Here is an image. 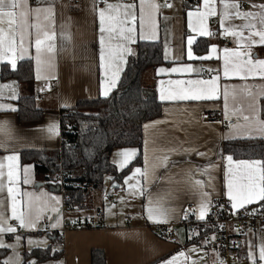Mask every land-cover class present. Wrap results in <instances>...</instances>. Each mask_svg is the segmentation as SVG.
Here are the masks:
<instances>
[{
	"label": "crops",
	"instance_id": "crops-1",
	"mask_svg": "<svg viewBox=\"0 0 264 264\" xmlns=\"http://www.w3.org/2000/svg\"><path fill=\"white\" fill-rule=\"evenodd\" d=\"M168 1L169 3L165 4L163 0H153V3L159 6L155 12L156 39H140V26L139 20H137L135 42L127 45L131 48V54L125 55L120 78L125 70L129 55L136 53L138 41H161L164 62L143 72L144 86L156 91L159 98L162 89L167 91L176 87L170 81L210 80L214 76H219L220 87L216 98L201 101H163L161 115L144 123V125H152L154 121H161L148 129L143 126V164L140 168L145 165V141L148 142L147 152L150 160L154 155H162L163 152L160 150L168 152L170 149H175V151L169 152L166 166L157 169L151 182H146L141 178L143 195H140L139 191L134 193L125 183V178L131 176L134 168L119 182L114 180L112 175H107L103 188L92 192L85 207H72L65 204L62 190H55L49 180L37 173L34 162L23 161V152L60 150L63 144L61 127L63 110L75 106L81 100L105 97L102 95V91L107 84L108 77L100 66L98 15L93 10L94 0H28L30 8L47 7L49 4L54 6V23H45L49 24L50 30L56 33L54 41L56 51L52 54L51 66L40 68L39 79L37 78L34 47L29 49V54L24 59L17 60L16 67L23 60L32 61L34 82L31 84H22L15 77L3 79L1 76L2 66L6 64L11 67V65L7 61L0 62V85H9L8 88L0 89V103L11 104L19 110V98L23 95H33L37 106L43 110V115L36 122L23 123L18 110L15 112L0 111V121L8 120L11 127L21 137L20 143L17 145L20 157V175L18 183L15 185L19 193L18 199L22 198L27 201L28 197L23 194L32 193L35 204L39 207L41 201L47 200L48 197H58L59 203L55 204V207L60 211L59 214L55 211L45 212L44 218L36 228L18 227L16 233L0 234V239L6 244L16 245L15 253L19 255L20 264L25 259V251L47 247L53 240L52 233L56 232H61L63 243L61 247L56 246L53 250L62 249L64 251L62 257L40 263L33 258L29 262H35V264H92V250L100 249L105 251L107 264H161L163 260H167L179 251L185 252L186 264H252L248 258L249 242L258 255L259 246L264 243V230L250 231L243 239L240 248V252L244 251L245 255H240L232 261H227L218 250L206 248L201 242H191L188 239L186 227L182 224V212L189 204H192L195 209L198 196L188 191L183 183H178L184 181L189 174L195 180H203L205 182L204 190L211 192V205L218 197H228L226 173L229 161L227 157L231 154L223 150V143L234 139L264 138V135L255 131L249 134L247 129L241 128L237 132L232 128L237 124L244 125L243 116L245 115L249 117L256 115L264 120L262 114L264 78L249 76L247 80H244L240 76L231 74L228 78L223 76L224 49L239 48L241 51H245L242 44L247 43V41L238 42L237 37L226 35L224 29L231 25H241L244 21L234 18L221 25L223 8L220 0H216L217 15L208 17L205 22L209 35L201 36L198 31H193L189 27L188 12H194L198 7L202 9L203 0L198 7L189 5L184 0ZM108 2H135L139 7V0H108ZM237 2L241 11H258V9H253L252 5L264 4V0H237ZM96 7L104 8L105 4L99 3ZM138 7L137 15L139 16ZM61 33L70 39H65ZM212 35L216 37L211 38ZM244 35H248V30H244ZM189 36L195 37L191 45L193 57L211 55L212 58L190 59L187 55ZM116 42L119 41H114V43ZM212 45L217 46V51L214 54L211 49ZM250 51L254 61L264 60V45L255 44ZM185 65H190L192 70L188 72L170 71L172 68H180ZM160 69H165V71L161 72ZM207 74L209 76H206ZM225 85L228 86L227 99L224 94ZM13 89L18 99L9 98L13 94ZM245 89L250 90L252 95H248ZM65 104L70 107H64ZM225 121H234V124L225 126ZM51 123L58 124L59 135L48 138L46 131H42V129H46ZM121 149L125 148L113 150L111 155L113 163L114 160L119 159L116 153ZM138 153L137 149L135 158ZM197 153H205V155L201 156ZM8 154L0 149V158ZM233 160L237 159L233 157ZM244 160H264V156L261 159ZM210 164L214 167H208ZM25 166H32L30 170L31 183L29 184L23 182ZM115 166L119 171L122 170L117 164ZM117 183L119 186L114 187ZM7 187L5 177L4 189L0 191V209L6 210L7 215L10 216L11 199L8 196ZM150 192L161 196L168 192L175 193L174 198L168 202V206L175 208L176 211L167 223L152 222L148 219L147 207ZM261 204L264 205V202L256 200L245 204L243 208ZM194 209L191 213L197 219ZM100 217H102L101 222L99 221ZM92 219L98 221L94 228L67 229L65 227L66 224L78 220ZM57 220L59 224L53 228L51 225ZM13 221L15 220L10 219L9 223L12 224ZM159 224L176 225L180 230V243L173 244L157 234L155 226ZM17 235L21 237L19 242L16 241ZM30 239L33 241L31 245L29 244ZM41 241H46V243H39ZM8 249L9 252L4 261L8 257L14 256L13 249Z\"/></svg>",
	"mask_w": 264,
	"mask_h": 264
},
{
	"label": "snow or ice",
	"instance_id": "snow-or-ice-1",
	"mask_svg": "<svg viewBox=\"0 0 264 264\" xmlns=\"http://www.w3.org/2000/svg\"><path fill=\"white\" fill-rule=\"evenodd\" d=\"M222 4L221 25L225 21L231 19H241L244 21L241 25H231L224 29L226 35H232L238 38V42L247 41L242 44L246 50L241 51L239 48L224 49L223 56V76L228 78L231 75L240 76L241 79L247 80L249 76H260L264 78V60H253L251 56V47L255 44L264 45V4L252 5L253 9L258 11H241L237 0H220ZM104 3V8L96 7L97 4ZM169 7L171 5H168ZM137 4L133 3H109L108 0H94L93 10L98 15L99 20V45H100V66L104 69L105 75L108 77L107 84L103 88L102 95L108 97L112 89H115L120 79L122 65L125 62V55L131 54V48L127 45L135 42V33L137 31L136 24L139 20L140 39L154 40L157 38V23L155 12L158 5L153 0H139V16L137 15ZM217 15L216 0H203V8H197L196 11H189V27L193 31H198L201 36L209 35V31L205 25L208 17ZM55 9L52 4L47 7L30 8L28 0H0V62L7 61L13 69L16 68L18 59H24L29 54L31 47L35 48V61L37 64V78L39 79V70L41 67L48 68L52 63V54L56 51L54 43L56 33L50 30L49 24L54 23ZM31 20V22H30ZM45 22H49L46 24ZM244 30H248V35H244ZM34 33V37H33ZM65 36L64 33H61ZM258 38V39H256ZM65 39L70 37L65 36ZM195 37L189 36L187 43L188 57L196 59H211L212 56L193 57L191 45ZM114 41H119L114 43ZM212 53H216L217 46H211ZM247 57V58H246ZM190 65L181 66L180 68H172V72H188L191 71ZM163 72L165 69H160ZM219 76H214L210 80H188L174 81L176 87L171 90H161L159 99L161 101H201L216 98L219 90ZM9 85H0V89L8 88ZM225 99L228 96V86H224ZM248 95H252L251 91L245 89ZM10 99H18L13 89ZM64 107H70L65 104ZM18 109L11 104L0 103V111L15 112ZM239 119V118H238ZM244 125L237 124L232 126L235 131L241 128L247 129L249 134L252 131L264 135V120L259 116L249 117L243 116ZM161 121H154L152 125L145 124V129L159 124ZM46 131L48 138L59 135V127L56 123L47 126ZM21 137L11 127L8 120L0 121V149L9 153L0 158V191H3L5 185V177L8 184L7 193L11 199V215H7L6 210L0 209V234L16 233L17 227L24 229L36 228L44 218L47 211H55L59 214V209L55 204L59 203L58 197H48L47 200L41 201L39 207L35 204L32 193H24L28 197L27 201L22 198L18 199L19 193L15 185L18 183L20 175L19 152L17 145L20 143ZM147 141H145V165L143 168L136 167L132 171L131 176L125 178L128 188L134 193L139 191L140 195L144 194L141 178L146 182H151L156 171L160 167H165L169 160V152L175 151L170 149L163 152L162 155H154L149 159L147 152ZM156 151V150H154ZM185 151H188L185 149ZM137 149L125 148L116 153L119 157L114 163L120 169L125 168L135 158ZM205 155V153H197ZM229 166L227 169V194L231 201L232 208H243L245 204H250L256 200L264 202V160H233L229 155L227 157ZM32 166L23 168L24 184L31 183L30 170ZM208 167H214L209 165ZM183 183L188 191L198 196L197 206L194 212L197 219L203 220L210 210L211 192L205 191V182L203 180H195L191 175H187ZM119 185H114L118 187ZM174 192H168L164 196L149 193L147 215L152 222L167 223L175 208L168 206V202L174 198ZM23 206V207H22ZM187 219V215L184 217ZM18 222L14 227L9 220ZM59 221L52 224L53 228L57 227ZM21 237L16 236L19 242ZM214 239V237H213ZM33 241L30 239L29 244ZM39 243H46L41 241ZM16 245L6 244L0 239V248H12L14 256L5 259L3 264H20L18 253H15ZM194 250V249H193ZM248 258L252 264H264V243L259 246L258 255L249 242ZM187 256L184 251H179L167 260H163L161 264H186ZM35 264V262H29Z\"/></svg>",
	"mask_w": 264,
	"mask_h": 264
},
{
	"label": "trees",
	"instance_id": "trees-1",
	"mask_svg": "<svg viewBox=\"0 0 264 264\" xmlns=\"http://www.w3.org/2000/svg\"><path fill=\"white\" fill-rule=\"evenodd\" d=\"M136 48V53L128 57L117 87L108 97L81 100L63 110L60 150L23 152V161L34 162L39 175L51 182L63 177L62 191L67 206L85 207L92 192L103 188L107 175L119 182L143 164V126L161 115L163 101L156 91L144 86L142 74L163 63L164 59L161 41H138ZM1 76L3 79L15 77L22 84H31L34 82L33 63L23 60L15 69L4 64ZM18 111L23 123L36 122L43 115L33 95L19 98ZM262 114L264 116V100ZM116 148H137L139 153L119 171L111 159ZM223 150L237 160L261 159L264 138L228 140L223 143ZM52 239L47 247L25 251L22 264H28L33 258L38 263L60 259L64 251L53 249L63 243L61 232L52 233ZM8 252V248H0V264ZM238 252L237 257L245 255L244 251ZM91 261L92 264H107L105 251L93 249Z\"/></svg>",
	"mask_w": 264,
	"mask_h": 264
},
{
	"label": "built area",
	"instance_id": "built-area-1",
	"mask_svg": "<svg viewBox=\"0 0 264 264\" xmlns=\"http://www.w3.org/2000/svg\"><path fill=\"white\" fill-rule=\"evenodd\" d=\"M192 6H200L202 0H184ZM168 4V0H163ZM212 35L211 38H215ZM206 76H209L208 74ZM225 126L234 124V121H225ZM51 185L60 187L62 190L63 177ZM57 184V185H55ZM109 198V197H107ZM194 209L189 204L182 212V224L186 227L188 239L191 242H201L206 248L218 250L220 254L227 260L237 259L238 251L242 246L243 239L250 231L264 230V205L247 206L240 210L232 208V204L228 197L221 196L216 198L205 219L199 221L192 216L191 211ZM187 215V219H185ZM102 221V217L99 218ZM97 220H78L70 224H66V228L88 229L97 226ZM17 221L12 222V226L16 227ZM18 228V227H17ZM155 232L166 241L173 244L180 243V230L174 224H159L155 226ZM214 237V239H213Z\"/></svg>",
	"mask_w": 264,
	"mask_h": 264
},
{
	"label": "water",
	"instance_id": "water-1",
	"mask_svg": "<svg viewBox=\"0 0 264 264\" xmlns=\"http://www.w3.org/2000/svg\"><path fill=\"white\" fill-rule=\"evenodd\" d=\"M116 185H119L118 183ZM52 187H54L55 190H60V187L54 186L52 185Z\"/></svg>",
	"mask_w": 264,
	"mask_h": 264
},
{
	"label": "rangeland",
	"instance_id": "rangeland-1",
	"mask_svg": "<svg viewBox=\"0 0 264 264\" xmlns=\"http://www.w3.org/2000/svg\"><path fill=\"white\" fill-rule=\"evenodd\" d=\"M112 190V189H111Z\"/></svg>",
	"mask_w": 264,
	"mask_h": 264
}]
</instances>
